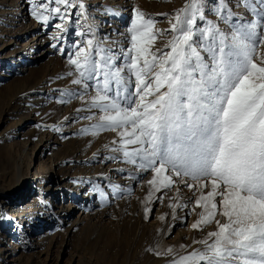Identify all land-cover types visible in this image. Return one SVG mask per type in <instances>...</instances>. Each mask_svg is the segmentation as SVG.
<instances>
[{
    "label": "snow or ice",
    "instance_id": "6c2138e0",
    "mask_svg": "<svg viewBox=\"0 0 264 264\" xmlns=\"http://www.w3.org/2000/svg\"><path fill=\"white\" fill-rule=\"evenodd\" d=\"M26 2L59 33L50 46L96 120L82 133L115 132L109 159L152 174L153 192L192 191L193 229L215 223L171 264H264V0H187L167 30L135 8L127 48L100 35L86 0Z\"/></svg>",
    "mask_w": 264,
    "mask_h": 264
},
{
    "label": "rangeland",
    "instance_id": "374dc122",
    "mask_svg": "<svg viewBox=\"0 0 264 264\" xmlns=\"http://www.w3.org/2000/svg\"><path fill=\"white\" fill-rule=\"evenodd\" d=\"M186 2L86 0V5L100 35L127 48L135 8L153 18L157 29L167 30L169 18ZM73 31L70 28L65 49L79 39ZM58 34L51 24L45 27L30 15L26 0H0V253L18 242L23 257L17 264H171L179 255L201 248L196 241L216 225L193 229L201 209L190 211L192 191L180 185L179 192H153L148 184L152 174L136 173L133 179L131 165L109 159L119 157L111 151L115 132L82 133L96 120L83 119L91 113L75 95L80 86L68 75L72 67L50 46ZM167 38L165 33L155 46L163 47ZM48 144L53 146L49 150ZM19 165L31 176L44 165L54 171L49 179L67 172L75 175L55 199L58 207L33 189L38 182L26 183L27 194L18 197L10 178ZM50 181L41 183L55 189L57 184ZM85 193L91 195L89 200ZM33 200L37 211L22 223L18 209ZM186 202L187 209L173 208ZM59 207L63 211L58 214ZM169 248L173 254L165 255ZM11 258L7 255L4 264H15L8 262Z\"/></svg>",
    "mask_w": 264,
    "mask_h": 264
},
{
    "label": "bare ground",
    "instance_id": "6f19581e",
    "mask_svg": "<svg viewBox=\"0 0 264 264\" xmlns=\"http://www.w3.org/2000/svg\"><path fill=\"white\" fill-rule=\"evenodd\" d=\"M14 7H15V5H14ZM16 7H18L17 4H16ZM17 13L19 14L20 11H18ZM52 147L53 146H51V144L50 145L48 144L46 146V148L48 150L50 148H52ZM47 168L48 167L46 165H44L43 168L40 167V168L37 169V171L34 173V176L33 175L31 176L29 171L27 172L28 174L27 173L24 174L25 172H23L22 167L20 165L17 166L15 172L12 174V176L10 178V181H12V183L15 184L14 185V186H16L15 187V190H16L15 192H19L17 194V195H19L18 196L19 198H20V196L21 197H23V196L25 197V194H27V192L25 193V191L23 190L25 188L24 185L26 183L32 182L33 186H34V184L38 182V185L36 184V187H34L33 189H36L38 191V193L40 194L41 198H48V201L50 200L51 202H53L52 203L53 204L52 205L53 208L58 207V204H56V202H55L56 200L55 199H57L58 196L60 195V193H62L61 190L64 189V186L67 185L66 182L69 181L71 178H74L75 175H73L72 173H68L67 172L64 175H62L61 177L57 176L58 174H56V176H53V178L49 179V176H52V173L54 171L48 172ZM83 176H85V175H83ZM48 180H52V181H54V183L57 184L55 189H52L49 186H47L46 188H45V186H43V184L41 182H44V181L48 182ZM52 181H50V183H52ZM70 181H72V180H70ZM89 196H91V195H87L86 193L84 195V197H86V200H89ZM82 199H83V197H82ZM34 201L35 200H33V202L27 204V206H24V207H21V208L18 209L19 214H18L17 217L21 219L22 223L26 222L25 219H30L32 217L31 214L37 211V207H36L37 203H36V201L35 202ZM59 208L60 209L57 212L58 214L63 211L61 209L62 207H59ZM35 240H38V239H35ZM13 246H14V249L12 248L13 251L11 250V248H5V249H3L1 251L0 258H1L2 261H0V264H4L5 263L4 259H5V257L7 255L12 256V258L9 259L8 262H14L15 264H17V263H19L21 261L20 259L23 257V252L21 251V250H23V246H20L18 242L15 245H13Z\"/></svg>",
    "mask_w": 264,
    "mask_h": 264
}]
</instances>
